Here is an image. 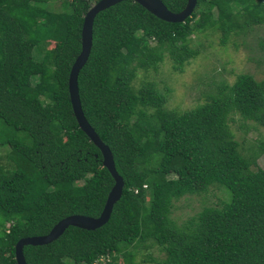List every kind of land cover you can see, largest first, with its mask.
Segmentation results:
<instances>
[{
  "label": "trees",
  "instance_id": "obj_1",
  "mask_svg": "<svg viewBox=\"0 0 264 264\" xmlns=\"http://www.w3.org/2000/svg\"><path fill=\"white\" fill-rule=\"evenodd\" d=\"M55 1L0 0V146L9 148L0 162V264H17L21 237L46 234L67 215L98 216L114 183L68 95L91 0L44 6ZM161 1L172 12L186 3ZM260 24L264 0H197L183 22L161 20L133 0L96 14L78 92L124 187L105 224L68 226L50 243L25 245L27 264H93L101 256L102 264H149L150 254L136 257L153 244L164 253L158 264H264V167L252 156L258 145L243 154L228 127L233 113L264 126V79L239 74L180 112L166 108V85L134 86L165 57L182 72L201 51L190 45L196 34L214 31L224 45ZM210 186L227 198L175 224L173 202Z\"/></svg>",
  "mask_w": 264,
  "mask_h": 264
},
{
  "label": "rangeland",
  "instance_id": "obj_2",
  "mask_svg": "<svg viewBox=\"0 0 264 264\" xmlns=\"http://www.w3.org/2000/svg\"><path fill=\"white\" fill-rule=\"evenodd\" d=\"M94 1L91 0V5ZM52 10H65L67 5H60V1L44 4ZM220 36L214 31H206L192 37L191 47H200L198 56L191 59L182 72L172 69V63L165 57L157 71H140L134 81L138 87L144 80H154L159 87L166 85L171 89L165 104L167 109L178 112L191 109L202 103L206 96L213 94L215 88L222 83L234 82L237 75L251 74L256 80L264 79V24L255 25L244 33L231 35L226 44L221 45ZM53 44H50V47ZM39 48H33V55L39 58ZM2 122L0 121V125ZM228 127L234 138L239 143L243 154H250L251 147L256 146L252 153L258 166L264 167V126L251 120L243 119L239 114L229 116ZM20 135H25L21 133ZM9 151L8 145L0 146V162ZM227 194L217 186H210L207 192L198 195H185L173 202L170 218L175 224L180 225L188 217L196 214L205 205H215L226 199ZM148 253L155 261L149 264H158L157 261L164 257V253L156 244L148 250L140 251L136 260L139 261Z\"/></svg>",
  "mask_w": 264,
  "mask_h": 264
},
{
  "label": "water",
  "instance_id": "obj_3",
  "mask_svg": "<svg viewBox=\"0 0 264 264\" xmlns=\"http://www.w3.org/2000/svg\"><path fill=\"white\" fill-rule=\"evenodd\" d=\"M120 1L122 0H98L94 2L84 14L80 32V51L70 67L67 81L69 100L77 124L100 150L102 155V165L109 171L114 183L107 194L103 208L98 216L93 217L82 214L67 215L57 221L46 234L19 238L14 246V257L17 264H27L23 254V247L25 245H43L50 243L57 239L68 226H76L87 230H93L102 226L108 221L114 203L121 197L124 187L123 178L116 171L113 155L108 145L100 139L84 116L81 108L77 82L78 73L87 61L90 53L92 45V25L96 14ZM133 1L141 5L157 18L167 22H183L191 15L197 2V0H186L182 10L172 12L161 0Z\"/></svg>",
  "mask_w": 264,
  "mask_h": 264
},
{
  "label": "built area",
  "instance_id": "obj_4",
  "mask_svg": "<svg viewBox=\"0 0 264 264\" xmlns=\"http://www.w3.org/2000/svg\"><path fill=\"white\" fill-rule=\"evenodd\" d=\"M105 258H106V256H101V257H99V258L97 259L96 263H98V264H102V263L104 262V260H106Z\"/></svg>",
  "mask_w": 264,
  "mask_h": 264
},
{
  "label": "clouds",
  "instance_id": "obj_5",
  "mask_svg": "<svg viewBox=\"0 0 264 264\" xmlns=\"http://www.w3.org/2000/svg\"><path fill=\"white\" fill-rule=\"evenodd\" d=\"M96 261H97V260H95V261L93 262V264H95V263H96Z\"/></svg>",
  "mask_w": 264,
  "mask_h": 264
}]
</instances>
